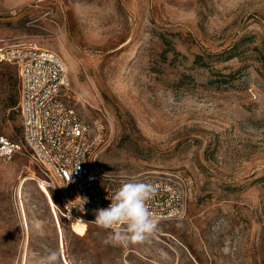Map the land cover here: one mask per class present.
Listing matches in <instances>:
<instances>
[{
    "label": "rangeland",
    "instance_id": "374dc122",
    "mask_svg": "<svg viewBox=\"0 0 264 264\" xmlns=\"http://www.w3.org/2000/svg\"><path fill=\"white\" fill-rule=\"evenodd\" d=\"M0 38L63 57L66 102L104 122L106 173H177L186 204L149 241L106 245L110 230L60 216L18 154L0 164V264L50 249L60 264H264V0H0ZM14 96L0 62V133L21 141Z\"/></svg>",
    "mask_w": 264,
    "mask_h": 264
},
{
    "label": "built area",
    "instance_id": "2783aa9c",
    "mask_svg": "<svg viewBox=\"0 0 264 264\" xmlns=\"http://www.w3.org/2000/svg\"><path fill=\"white\" fill-rule=\"evenodd\" d=\"M16 10L9 11L14 16ZM0 62L16 67L18 78L17 110L21 120V141L0 133V164L16 155L28 157L39 170L40 187H47L60 216L74 221L92 222L95 210L107 208L123 179L106 173L97 160L96 150L103 141L105 125L101 119L88 122L66 102L69 69L56 51L29 40L0 38ZM170 173L141 181L156 186L148 202L159 222L177 220L186 212L185 197ZM138 182V181H133ZM86 198L87 202L81 206ZM94 223V222H92ZM95 224V223H94Z\"/></svg>",
    "mask_w": 264,
    "mask_h": 264
},
{
    "label": "clouds",
    "instance_id": "9594fccd",
    "mask_svg": "<svg viewBox=\"0 0 264 264\" xmlns=\"http://www.w3.org/2000/svg\"><path fill=\"white\" fill-rule=\"evenodd\" d=\"M156 192V186L144 182H125L114 192L107 208L95 210L92 221L101 229L110 230L104 240L106 245L124 246L149 241L158 231L159 217L153 215L149 201ZM83 204L86 198H80ZM37 264H60V254L50 249L40 257Z\"/></svg>",
    "mask_w": 264,
    "mask_h": 264
},
{
    "label": "trees",
    "instance_id": "16d2710c",
    "mask_svg": "<svg viewBox=\"0 0 264 264\" xmlns=\"http://www.w3.org/2000/svg\"><path fill=\"white\" fill-rule=\"evenodd\" d=\"M259 55L262 58L263 65H264V52L260 51ZM229 57H231V55H229ZM197 58L199 59L200 57L198 56ZM17 103H18L17 97L16 96L12 97L9 103V109L11 110L13 117H17L19 115V112L16 108Z\"/></svg>",
    "mask_w": 264,
    "mask_h": 264
},
{
    "label": "bare ground",
    "instance_id": "6f19581e",
    "mask_svg": "<svg viewBox=\"0 0 264 264\" xmlns=\"http://www.w3.org/2000/svg\"><path fill=\"white\" fill-rule=\"evenodd\" d=\"M79 222H81V223H85L86 221L82 220V221H79ZM79 222H78V223H79Z\"/></svg>",
    "mask_w": 264,
    "mask_h": 264
},
{
    "label": "crops",
    "instance_id": "0c3cea01",
    "mask_svg": "<svg viewBox=\"0 0 264 264\" xmlns=\"http://www.w3.org/2000/svg\"><path fill=\"white\" fill-rule=\"evenodd\" d=\"M14 66V65H13Z\"/></svg>",
    "mask_w": 264,
    "mask_h": 264
}]
</instances>
